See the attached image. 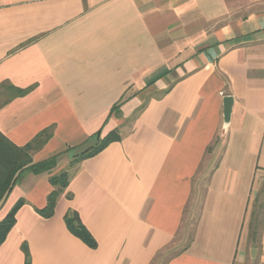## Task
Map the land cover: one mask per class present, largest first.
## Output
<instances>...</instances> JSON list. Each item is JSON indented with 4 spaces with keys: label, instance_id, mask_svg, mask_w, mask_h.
Returning <instances> with one entry per match:
<instances>
[{
    "label": "crops",
    "instance_id": "0c3cea01",
    "mask_svg": "<svg viewBox=\"0 0 264 264\" xmlns=\"http://www.w3.org/2000/svg\"><path fill=\"white\" fill-rule=\"evenodd\" d=\"M44 132L0 264H264V0H0V134Z\"/></svg>",
    "mask_w": 264,
    "mask_h": 264
},
{
    "label": "trees",
    "instance_id": "16d2710c",
    "mask_svg": "<svg viewBox=\"0 0 264 264\" xmlns=\"http://www.w3.org/2000/svg\"><path fill=\"white\" fill-rule=\"evenodd\" d=\"M99 134H97L98 136ZM41 142H35L29 144L24 148H18L11 144L2 134H0V204L6 195L11 190L16 177L19 176L23 171H32L33 173L51 172L56 165L55 159H49L40 163H33L31 158V152L40 147L49 138V134L44 132L39 136ZM119 140V136L116 132L111 133L104 140L100 141L99 144L89 149L87 152L81 154L76 162L83 160L86 157L93 156L104 149L109 144ZM37 143V144H36ZM69 183V175L65 172L53 176L51 178V184L53 187L58 188L50 194L48 197L47 207L41 211V215L44 217L52 216L56 204V200L59 194L65 190ZM22 203H19L11 211V213L0 222V246L5 241L7 235L15 224V215L20 208ZM66 223L71 232L85 242L89 247L95 248L96 242L89 234V232L82 225L79 216L76 213L68 215L66 217ZM23 252L26 256V264H32L30 261L29 251L26 245L23 246Z\"/></svg>",
    "mask_w": 264,
    "mask_h": 264
},
{
    "label": "water",
    "instance_id": "95a60500",
    "mask_svg": "<svg viewBox=\"0 0 264 264\" xmlns=\"http://www.w3.org/2000/svg\"><path fill=\"white\" fill-rule=\"evenodd\" d=\"M225 120L226 122L229 121V116H230V112H231V102L232 99L230 97L226 98L225 100Z\"/></svg>",
    "mask_w": 264,
    "mask_h": 264
}]
</instances>
